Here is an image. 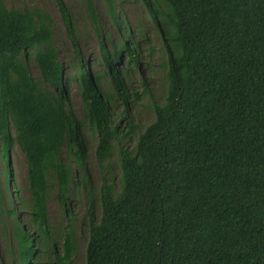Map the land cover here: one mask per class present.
Wrapping results in <instances>:
<instances>
[{"label": "trees", "instance_id": "16d2710c", "mask_svg": "<svg viewBox=\"0 0 264 264\" xmlns=\"http://www.w3.org/2000/svg\"><path fill=\"white\" fill-rule=\"evenodd\" d=\"M55 2L76 58L74 75L59 61L52 16L0 0V151L7 193L14 146L27 165L28 196L16 190L7 210L18 264H40L48 248L57 264H70L73 236L65 232L60 251L48 196L56 187L66 213L76 178L72 161L83 170L79 182L87 192L84 264H264V0H140L161 42L167 86L141 133L130 119L120 132L110 108L116 96L126 102L120 63L126 51L128 67L139 66L137 43L109 51L96 6L81 0L99 41L108 77L103 84L105 77L83 59L71 13L63 0ZM104 2L118 27L114 1ZM73 81L83 120L73 108ZM88 131L96 137L102 172L112 164L113 140L137 137L132 149H117L118 189L114 176L93 187L86 171Z\"/></svg>", "mask_w": 264, "mask_h": 264}, {"label": "rangeland", "instance_id": "374dc122", "mask_svg": "<svg viewBox=\"0 0 264 264\" xmlns=\"http://www.w3.org/2000/svg\"><path fill=\"white\" fill-rule=\"evenodd\" d=\"M113 1L116 7L118 27L114 23L110 8L104 0H92L99 14L101 33L105 45L111 51L113 48L119 50L124 42L130 48H134L135 43H137L139 66L136 67L130 64L129 68L128 53L126 51L123 52L120 68L125 76L128 94L125 103L116 96L110 105L112 125L118 127L120 132H126L128 129L127 119H130L134 124L139 126L137 133H141L154 120L153 104L163 103L166 96V71L162 66L165 63V58L161 50V42L149 19L146 17L140 0ZM3 2L8 8L24 9L38 7L52 16L54 20V41L59 52V61L62 63L67 74L74 75L76 58L73 54L72 43L58 13L55 0H3ZM63 2L72 15L83 59L87 61L94 73L105 77L102 83L106 84L105 81L108 77L104 71V66L99 62L101 59L99 41L81 0H63ZM140 27L142 28L141 32H139ZM31 70L38 77L39 73L33 63L31 64ZM107 87L105 85V88ZM69 90L76 115L80 120H83L84 104L80 90L74 81L71 82ZM119 137L122 138L120 134ZM136 138V136H132L130 139L122 138L117 143L113 140L116 151L111 156L112 164L107 168L106 172H102L96 158V137H93L89 131L87 132L86 171L95 189L100 187L104 176L108 181L114 176V184L118 189L121 172L117 166V149L118 147L132 149ZM63 156H67L65 151ZM9 162L12 192L7 193L5 190L7 188L5 184L6 166L0 151V191L3 192V202L0 204V264H18L16 254L12 252L11 232L13 218H8L7 215L8 206L10 205V194L19 190L21 192L20 196H28L26 160L17 146H14L10 150ZM72 162L71 165L74 168L76 178L71 186L68 209L64 213L60 208L57 201V188L54 187L50 190L48 196V212L51 233L58 238L57 245L60 251H62L65 232L70 230L75 245V251L71 257L70 264H84L87 241V230L84 223L87 208V192L84 187L85 181H83V184L79 182L82 179L83 170L81 172L78 171L74 161ZM14 204L13 207L18 202L14 201ZM95 214L96 216L99 215L98 206H96ZM25 217H23L24 220ZM68 219H72L71 227ZM40 259V264H57L51 248H48V253H43Z\"/></svg>", "mask_w": 264, "mask_h": 264}]
</instances>
